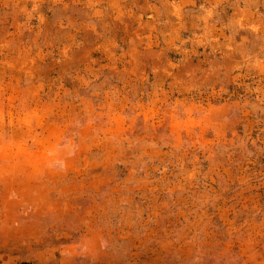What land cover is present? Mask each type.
<instances>
[{
    "label": "rangeland",
    "instance_id": "rangeland-1",
    "mask_svg": "<svg viewBox=\"0 0 264 264\" xmlns=\"http://www.w3.org/2000/svg\"><path fill=\"white\" fill-rule=\"evenodd\" d=\"M0 264H264V0H0Z\"/></svg>",
    "mask_w": 264,
    "mask_h": 264
}]
</instances>
